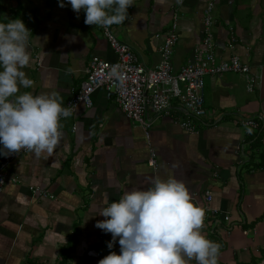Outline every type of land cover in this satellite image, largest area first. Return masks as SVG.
<instances>
[{
	"label": "crops",
	"instance_id": "1",
	"mask_svg": "<svg viewBox=\"0 0 264 264\" xmlns=\"http://www.w3.org/2000/svg\"><path fill=\"white\" fill-rule=\"evenodd\" d=\"M204 3L103 10L146 69L174 15L176 71L201 46ZM212 14L216 58L246 63L254 88L238 73L206 75L195 131L171 100L146 137L102 88L63 115L92 58L116 59L86 0H0V264H264V0H214ZM251 116L259 128L247 136L238 118Z\"/></svg>",
	"mask_w": 264,
	"mask_h": 264
},
{
	"label": "built area",
	"instance_id": "2",
	"mask_svg": "<svg viewBox=\"0 0 264 264\" xmlns=\"http://www.w3.org/2000/svg\"><path fill=\"white\" fill-rule=\"evenodd\" d=\"M112 0H86L87 16L96 20L102 35L116 56L114 61L92 58L86 68V77L79 89L65 104L63 115L73 110L77 103L90 105V94L102 88L106 98H112L125 117L138 125L147 137L152 117L168 114L171 100H174L184 118L176 119V123L187 132H194L191 119H201L206 115L203 107V78L206 75H217L233 72L243 75L246 89L252 90L256 76L250 72L249 66L236 56L227 59L216 58L213 47V7L214 0H205L202 10L201 46L193 50L192 59L173 71L170 62L172 47L176 42L175 16L170 29L164 34L159 46V60L153 68H144L136 59L129 46L115 38L107 21L108 11L103 8ZM238 123L247 136L259 128L257 116L240 117ZM33 144L27 142L18 151L9 152L1 166L17 153L25 152ZM147 165L155 167V154L148 148ZM6 180L5 173L0 171V189ZM39 191L38 187L31 188ZM45 195V194H43ZM204 211L214 212L209 205L211 195L204 191ZM227 219L226 216H224ZM88 254L97 255L93 251Z\"/></svg>",
	"mask_w": 264,
	"mask_h": 264
},
{
	"label": "trees",
	"instance_id": "3",
	"mask_svg": "<svg viewBox=\"0 0 264 264\" xmlns=\"http://www.w3.org/2000/svg\"><path fill=\"white\" fill-rule=\"evenodd\" d=\"M71 249H72V245H71V243L69 242V243L66 245V247L64 248V250L62 251V254H63V255L68 254V252H69Z\"/></svg>",
	"mask_w": 264,
	"mask_h": 264
}]
</instances>
